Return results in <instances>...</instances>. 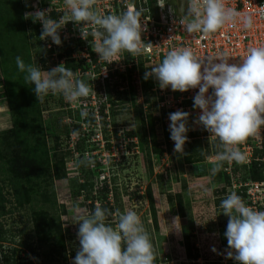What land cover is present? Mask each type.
<instances>
[{"label": "rangeland", "instance_id": "1", "mask_svg": "<svg viewBox=\"0 0 264 264\" xmlns=\"http://www.w3.org/2000/svg\"><path fill=\"white\" fill-rule=\"evenodd\" d=\"M33 24V21L28 24L24 22L17 0H0V224L4 231V249L15 248V254L22 259L32 260L34 264H72L79 249L78 219L100 205L111 212L107 222L113 227L119 214L133 210L139 215L152 244L154 264H239L227 256L230 249L224 232L229 217L222 213L223 209L220 207L227 188L219 174L221 168L214 171L215 166L209 162L208 158L214 154L202 162L198 161L197 155H192L190 163H185L189 149L204 142L193 134L199 130V124L188 119L190 130L187 132L184 152L176 153L174 141L169 138L170 122L167 121L166 125L161 121L160 112L154 108V97L147 90V95L144 92L143 96L138 92L131 94L132 77L130 78L129 71L123 72L125 84L112 78L106 82L108 85L102 83L99 76H92L91 72H80L75 77L87 83L92 90L88 97L81 98L78 103L66 102L61 95L51 93L40 99L41 130L27 144L40 136L45 141V146L47 143L51 149L53 138L60 137L59 154L63 156L65 176L55 179V173L60 172V169L56 167V171H53L48 167L49 173L45 171L38 176L23 178L21 191L27 193L26 197H30V201L21 206L15 205L11 184L15 156L10 148L5 147V140L2 138L6 137L12 127L7 106V86L16 75L21 84L29 88L32 86L25 80L26 73L18 70L16 57L19 56L26 65L31 64L42 71L62 64L60 61L54 63L52 58L55 57V52L44 65L39 62L43 53L37 44V38L33 37ZM139 69L141 83H138V77L136 79L133 73V86H137V89L142 88L141 84L145 81L144 68L139 66ZM94 92L95 100H98L97 97L101 101L111 99L113 105L107 102L103 124L99 120V126L85 127L77 135L70 130L73 124L83 118L80 115L82 109L89 113L91 107L93 111L96 105L92 98ZM117 92H120L118 97ZM84 104L86 107L83 108ZM109 108H112L113 113ZM147 117L150 119H146ZM141 118L145 122L144 131ZM149 120L153 135L149 131ZM66 134L71 138L66 139ZM38 144L39 142L35 143L36 147ZM40 148L42 146L35 151L40 153ZM155 148L161 149L162 153L156 152ZM67 149L71 150V155L66 153ZM85 157L91 158L93 163H82ZM201 164L205 165L204 171L199 167ZM201 172L203 174L199 175ZM83 180H88L93 185L88 197L84 196V192L75 193ZM103 182L108 185V189H114L116 197L113 198L108 192L107 199L100 202ZM29 190L37 192L32 194ZM148 190L153 199L155 223L147 199ZM40 193L45 194L48 201H42ZM178 193L183 206L181 209L176 201ZM169 196L174 202L169 201ZM40 206L58 217L65 235V247L63 249L59 245L52 249L50 246H42L37 250L36 256H31L28 252L20 251L19 242L25 239L35 244L31 210ZM179 223L180 231L172 230ZM190 245L197 251V259L192 257L194 249ZM63 254H66V262L62 259Z\"/></svg>", "mask_w": 264, "mask_h": 264}, {"label": "clouds", "instance_id": "2", "mask_svg": "<svg viewBox=\"0 0 264 264\" xmlns=\"http://www.w3.org/2000/svg\"><path fill=\"white\" fill-rule=\"evenodd\" d=\"M64 3L69 14L60 20L52 19L49 10L26 14L41 23V40L50 38L53 44L61 45L58 30L73 21L82 24L79 30L83 39L89 35L88 27L94 26L92 49L103 62L117 61L122 51L131 56L143 52L141 33L146 25L141 10L129 6L119 15H102L95 10L94 0H64ZM240 15L226 7L224 0H187V12L179 23L186 32L206 37ZM243 25L250 28L251 18L245 16ZM16 64L18 70L26 73L25 80L34 85L37 99L51 93L61 95L66 102L78 103L92 90L62 64L42 71L26 65L19 56ZM149 76L158 82L161 90L198 89L193 97V108L200 110L195 123L219 141V151L208 158L215 166L214 171L224 162H245L238 145L264 126V45L248 48L234 63L229 62L227 53L200 58L190 48H175L152 66L150 72H145L144 78ZM80 115L86 117L87 110L82 109ZM188 118L189 113L182 110L168 114L169 138L174 141L176 153L184 152L190 130ZM83 162L93 163L89 157ZM220 207L229 217L224 232L230 249L227 256L239 264H264V210L249 207L235 192L223 199ZM108 215V209L96 205L93 211L79 217V249L72 264H154L152 244L139 215L133 210L119 214L115 227L107 222ZM173 229L180 231V223Z\"/></svg>", "mask_w": 264, "mask_h": 264}, {"label": "built area", "instance_id": "3", "mask_svg": "<svg viewBox=\"0 0 264 264\" xmlns=\"http://www.w3.org/2000/svg\"><path fill=\"white\" fill-rule=\"evenodd\" d=\"M24 1L25 4L27 3V8L23 12L24 18H30L31 22L33 19L26 14L34 13L36 10H49V14L54 13L58 15L54 20H60L69 14L64 0ZM224 4L241 15L235 21L226 23L217 32L205 37L201 33L186 32L179 23L182 15L187 12V0L184 3L183 13H178L177 11V0H94L95 10L102 15H119L126 11L129 6L142 11V21L146 25L145 30L141 33L144 50L135 56H131L128 53L129 58L127 61H125L124 51L119 55L121 61H119V57L116 58L118 62L106 63L98 59V54L92 49L95 37L91 33L94 30V26L88 27L89 35L86 39H83L79 30L82 24L77 25L75 22L69 21L58 30L62 40L61 45L53 44L50 38L40 40L43 41L42 43L47 49L51 48L55 50H52L55 52L53 60L56 63L57 61L62 62V65L65 58L57 59L56 56L66 45L72 44L74 50L69 58L75 61L83 60L84 67H86L84 72H91L92 76L96 75L95 69L99 67L98 76L103 81L102 83L109 82L110 79L114 78L119 79V83L125 84L126 81L121 82L119 76L114 75L110 77L108 73L116 70L119 74L124 75L123 72L132 69L131 84L133 85L134 75H136V79L138 77V83H141L139 62H142L141 65L145 72H150L152 66L159 64L166 53L175 48H190L200 58L227 53L229 62L234 63L246 54L248 48L264 45V0H224ZM245 16L251 18L252 26L250 28H245L243 25V18ZM36 22L39 21H35L34 23ZM42 31V25L39 22V37ZM58 48H61V50L58 51ZM53 52L51 53L52 56ZM76 56L79 58H75ZM80 72L83 71L80 68H76L73 74L77 76ZM133 73L135 74L133 75ZM148 78L150 86L146 90L148 94L150 93L154 97V108H156L158 113L160 112V118L161 121H164V124L168 125V122H170L168 114L177 110L189 113L188 119L196 121L200 110L193 108V97L196 95L198 89H189L184 92L172 91L170 88L161 90L158 82L152 76ZM134 88L135 93L138 92L143 96L142 88L138 87L137 89V86H134ZM209 92H211V89H209ZM94 95L95 92L92 95L94 104H96L93 107L95 124H86L83 121L86 117H83L80 120L81 131L85 127L99 126L100 116L97 111V103L100 98L97 97L98 100H95ZM149 106H151L150 103ZM82 107H86L85 104ZM198 129L200 132L198 138L206 139L209 146L215 144L219 147V141L215 136L206 131L202 125H199ZM238 147L245 155L246 160L243 163H224L222 170L228 176L229 181L226 185L227 193L224 196L227 197L230 193L235 192L249 207L256 210H264V172L262 180H253L248 176L241 178L240 175V168L242 166L249 167L252 162L264 164V154H260V151L264 148V126L255 135L248 137L244 143L238 145ZM256 151L259 152L255 154Z\"/></svg>", "mask_w": 264, "mask_h": 264}, {"label": "trees", "instance_id": "4", "mask_svg": "<svg viewBox=\"0 0 264 264\" xmlns=\"http://www.w3.org/2000/svg\"><path fill=\"white\" fill-rule=\"evenodd\" d=\"M19 5L21 6L22 12L27 8L24 4V0H17ZM24 4V6H23ZM52 19H55L58 15L51 13L50 14ZM30 18H24V22L27 24L30 23ZM38 26L39 22H36L32 25L31 29L32 31H35V38H37V44L39 45L43 55L39 59V62L44 65L46 61L51 57V53L53 52V49H47L43 43L40 41V37L38 34ZM32 32H30L31 34ZM29 37L31 35L28 34ZM61 50V48H58V51ZM74 48L72 44L66 45L62 51H59L56 58L61 59L64 57L63 65L66 69H70L73 73L76 68H80L81 71H85L86 67H84L83 60L75 61L72 58H69L70 54L73 52ZM125 52V61L128 60L129 56L126 51ZM53 59V58H52ZM53 62V60H52ZM54 63H56L54 61ZM142 62H139L140 67ZM49 67V66H48ZM143 69V68H142ZM47 70H50L49 68ZM132 70V69H131ZM131 70L129 71V74H131ZM140 70V69H139ZM144 70V69H143ZM142 70V72H143ZM99 67L95 69V74L98 76ZM108 75L110 77H113L114 75L119 76L121 79V82L124 81V75L119 74L116 70L113 72H109ZM140 75V71H139ZM17 78V79H16ZM16 78H12L13 81L11 84H8L7 86V106L10 112L11 116V124L12 127L8 130L6 137H2L5 140V147L10 148L14 154L13 164H12V171H13V178H12V190H13V197H14V203L17 206H21L23 203H28L30 201V197H26L27 193L24 194V192L21 191L22 188V182L21 180L23 178L27 179L28 177H34L38 176L41 173H49L47 171L48 167L52 168L53 171H56L57 168L60 169V172L55 173V179H61L65 176V171L62 165L64 164L63 156H61L60 153V146H61V140L60 137L55 136L53 138L52 148L50 149L49 146H45V141L40 138V136H37L35 138L36 141L29 142L27 144V141L35 137L36 134L41 130V122H42V107L40 105V99H37L36 95L33 92L34 85L30 86L31 88L26 87L25 85L21 84L18 80L19 76L16 75ZM131 78V75H130ZM108 85V83H106ZM132 85V84H131ZM143 92L146 94V88L150 86V80L149 78L145 79L144 83L141 84ZM26 87V88H25ZM116 88V85H115ZM131 94L133 95L135 93L134 86H130ZM120 92H117V97L119 96ZM136 94V93H135ZM126 96V95H124ZM110 97L108 96V99ZM132 100L134 101V98L132 97ZM110 102L111 105H113V101L111 99L101 101L98 100L97 103V111L100 116V121L103 124L104 122V110L106 107L107 102ZM140 107V106H139ZM109 111L112 112V108H109ZM139 111L142 113L141 109L139 108ZM146 119H150V117H147ZM83 121L88 125L95 124V117L94 113L92 111V108H90V112L86 116V118L83 119ZM142 131L146 130L145 122L141 118L140 119ZM149 131L150 134L153 135V129L152 124L149 120ZM73 133H76L77 135H80L81 133V126L80 121H78L76 124L72 125V128L70 130ZM33 134V135H32ZM194 135H197L199 137L200 132L196 131L193 133ZM131 135V133H129ZM28 136V137H27ZM39 137V138H38ZM66 139H69V134H66ZM204 142L202 145L196 146L194 148L189 149L188 155L185 156V163H190L189 160L191 159L192 155H197L199 158L198 161H204L206 157L216 154L217 151H219V147L215 144H212V146H209L206 139H203ZM39 142L38 146L36 147L35 143ZM42 146L40 148V153L36 152L35 149ZM78 147V144L76 148ZM52 151V152H50ZM155 151L158 153H162L161 149H156ZM259 152V151H258ZM257 151L255 152L258 153ZM66 153L68 155H71V150L67 149ZM260 154H264V148L260 151ZM225 163V162H224ZM224 163L221 165V170L219 174L221 175L222 181H224V185L226 186L228 181V176L223 172L222 168L224 166ZM57 167V168H56ZM263 172H264V164L262 163H256L252 162L249 167L242 166L240 168V175L241 178L250 177L253 180H262L263 179ZM203 173H199V175H202ZM105 182H103L104 184ZM102 184V197L100 198V202L107 199V193L111 194V196L114 198L116 197V194H114V189L110 188L108 189V185ZM184 185V184H183ZM92 183L88 180H83L79 184V188L77 187V190L75 193H82L84 192V196L88 197L89 193L91 192ZM185 187V186H184ZM29 192H32L36 194L37 191L35 190H29ZM35 194L33 197H35ZM39 196H41L42 201L46 202L48 201L46 198V195L43 193H40ZM177 196V202L179 205V209H181L183 206H181V196L180 194H176ZM226 198V197H225ZM224 198V199H225ZM147 199L149 201V206L151 209V216L153 219V222H156V215H155V209L153 205V199L151 196L150 191L147 192ZM169 201L174 202V200L169 196ZM176 202V203H177ZM54 201L52 202L53 205ZM91 208H94L91 205ZM1 209V206H0ZM109 215H111V212H109ZM31 220L33 225V232H34V241L35 244L33 245L32 242H28L27 240L23 239L19 242L20 251L28 252L31 256H36L37 250L39 248H42V246H50V248L55 249L57 246L61 245L64 249L65 247V235L62 230V225L59 222L58 217H55L53 214H51L48 210H46L43 206H40L37 209L31 210ZM4 231L2 230V226L0 224V264H34L32 260L30 259H22L17 254H15L16 249L9 248L4 249L3 247V237ZM2 237V238H1ZM191 249H194L193 256L194 259L198 258V253L195 250V248L190 245ZM63 261L66 262V254H63ZM67 264V262H66Z\"/></svg>", "mask_w": 264, "mask_h": 264}, {"label": "water", "instance_id": "5", "mask_svg": "<svg viewBox=\"0 0 264 264\" xmlns=\"http://www.w3.org/2000/svg\"><path fill=\"white\" fill-rule=\"evenodd\" d=\"M177 1H178L177 11H178V13H183L185 0H177ZM199 167L201 168L202 171L205 170L204 164H201Z\"/></svg>", "mask_w": 264, "mask_h": 264}]
</instances>
